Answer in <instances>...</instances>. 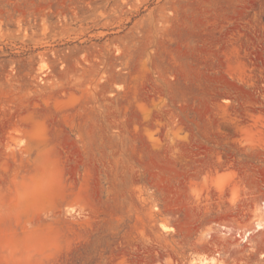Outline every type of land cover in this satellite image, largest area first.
Here are the masks:
<instances>
[{"label": "rangeland", "instance_id": "1", "mask_svg": "<svg viewBox=\"0 0 264 264\" xmlns=\"http://www.w3.org/2000/svg\"><path fill=\"white\" fill-rule=\"evenodd\" d=\"M237 260L264 264V0H0V264Z\"/></svg>", "mask_w": 264, "mask_h": 264}, {"label": "bare ground", "instance_id": "2", "mask_svg": "<svg viewBox=\"0 0 264 264\" xmlns=\"http://www.w3.org/2000/svg\"><path fill=\"white\" fill-rule=\"evenodd\" d=\"M257 225H258V226H261V225H262V223H261V222H258V223H257ZM237 261H240V260H237ZM237 261H236V263H235V264H237ZM240 262H241V261H240ZM240 262H239V263H240ZM242 262H243V261H242ZM242 262H241L240 264H242Z\"/></svg>", "mask_w": 264, "mask_h": 264}]
</instances>
